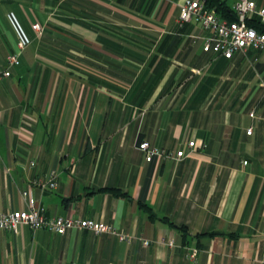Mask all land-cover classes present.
<instances>
[{"label":"crops","instance_id":"crops-1","mask_svg":"<svg viewBox=\"0 0 264 264\" xmlns=\"http://www.w3.org/2000/svg\"><path fill=\"white\" fill-rule=\"evenodd\" d=\"M181 2L0 0V68L25 44L0 81V211L34 203L151 241L22 224L0 228V264H264V52L204 51ZM142 140L187 155L147 161Z\"/></svg>","mask_w":264,"mask_h":264},{"label":"built area","instance_id":"built-area-1","mask_svg":"<svg viewBox=\"0 0 264 264\" xmlns=\"http://www.w3.org/2000/svg\"><path fill=\"white\" fill-rule=\"evenodd\" d=\"M234 19L220 17L214 8L208 7L204 0H182L179 4L180 23L192 21L200 25L201 28L209 30L210 34L204 38L203 50H214L225 58H230L236 52H245L247 49L264 52V31H259L250 23L264 25V6H258L254 0H236L232 6ZM31 28L37 37L43 32V25L38 21L31 24ZM25 44L18 41L16 50L9 53L0 68V81L11 75V68L20 63V54ZM249 116L255 117L254 111L249 112ZM252 127L246 132L250 134ZM206 144L203 141L197 142L191 139L187 142L189 152L197 148H204ZM136 147L145 155V159L150 161L153 157H173L181 158L187 153L181 149L173 155L164 149L150 145L148 141L137 142ZM243 163H247L246 160ZM30 165L34 161H29ZM42 189L56 188L55 171L50 172L48 181L39 183ZM26 224L32 229L45 228L51 232L63 234L67 230L88 229L94 234L109 233L114 235L119 241L131 242L138 239L142 245H148L151 241L141 236H134L123 233L111 224L101 220L80 218L76 215L46 217L38 206L30 203L28 208L13 211H0V228L5 230L17 231V228ZM163 242L171 245L173 241L168 239ZM190 259L195 258V251L188 254Z\"/></svg>","mask_w":264,"mask_h":264},{"label":"trees","instance_id":"trees-1","mask_svg":"<svg viewBox=\"0 0 264 264\" xmlns=\"http://www.w3.org/2000/svg\"><path fill=\"white\" fill-rule=\"evenodd\" d=\"M205 4L208 7H212L215 9L217 13H219L221 16L227 17L228 19H234L235 16L232 13V10L227 8L224 3L220 0H204ZM252 26L256 27L259 31H264V25L258 24V23H250ZM117 193V191H114ZM203 235H214V232H208V233H202Z\"/></svg>","mask_w":264,"mask_h":264}]
</instances>
